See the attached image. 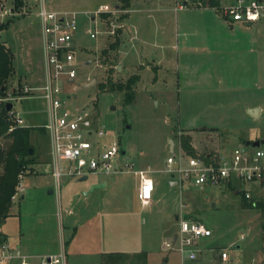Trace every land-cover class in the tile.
Instances as JSON below:
<instances>
[{"label": "rangeland", "instance_id": "rangeland-1", "mask_svg": "<svg viewBox=\"0 0 264 264\" xmlns=\"http://www.w3.org/2000/svg\"><path fill=\"white\" fill-rule=\"evenodd\" d=\"M7 1L13 3L16 12L4 24L1 39L14 52L13 64L18 70L13 67L7 89L0 93V103L12 101L9 109L14 110L13 116L21 115L22 125L31 126L35 162L27 164L22 178L25 198L29 192H34L30 208L35 204L34 199L46 191L45 174L28 172L33 165L50 167L46 161L50 150L49 132L43 125L48 121L47 101L39 88L43 85L41 73L45 67L40 18L36 12L42 3L47 9L78 12L80 26L72 39L77 74L72 80L61 83L65 91L71 92L72 104L92 105L99 114V123L116 130L121 146L126 149L122 162H134L135 167H164L169 153L165 144L167 138L178 139L183 130L189 131L191 128L185 126L191 120L221 126L222 132L216 133L202 128L195 130L194 140L199 152H225L236 145L247 144L244 136L258 130L264 132V115L250 119L245 109L247 103L264 106V44H259L260 54L256 60L255 52L245 56L243 53L248 50L242 51L247 45L246 39L252 41L255 35L261 36L256 26L259 23L243 25L242 30L236 25L232 28L223 12L224 6L232 0H221L220 5L214 7H178L179 3L174 0H131L127 18L120 16L128 13L122 6L110 12V16L98 12L92 17L100 4L109 3L114 8L120 0ZM192 1L189 5L196 4ZM107 19L111 21L109 26ZM87 27L99 30L97 37L91 36ZM117 34L121 44L110 50L109 55L105 54L103 48ZM115 54L118 58L113 66L109 56ZM133 70L140 72V79L132 102H125L122 91L99 89L100 80L120 82ZM26 85L34 90L23 93ZM8 140L7 136L0 135V146ZM248 147L253 148L252 144ZM67 176L76 179L74 175ZM93 176L90 174L87 179ZM118 178L121 179L117 181L116 190L123 186L132 195L130 208L133 210L123 206L124 212L108 214L106 222L110 229L123 225L124 235L120 232L119 246L128 252L137 251L136 255H123L119 264H182L180 251L165 249L164 241L179 228L176 213L184 214L185 210L190 211L191 217L203 219L213 227V234L204 240L227 246L235 261H246L252 253L262 252L264 212L256 206H245L240 190L250 187L254 190L248 200L263 198L264 181L235 177L234 183L228 186L198 185L187 180L177 184L176 190L163 191L152 205H144L140 198L136 200L139 181L134 174L124 171ZM18 199H14L10 209L17 207ZM6 226L18 231V217L8 218ZM236 240L242 242L241 247L234 246ZM144 249L152 253L142 254ZM96 251L93 246L85 247L75 264H97ZM211 252L209 248L203 249L201 264H218L208 257Z\"/></svg>", "mask_w": 264, "mask_h": 264}, {"label": "built area", "instance_id": "built-area-1", "mask_svg": "<svg viewBox=\"0 0 264 264\" xmlns=\"http://www.w3.org/2000/svg\"><path fill=\"white\" fill-rule=\"evenodd\" d=\"M179 1L180 6L187 3L186 0ZM119 9V5L111 8L109 3H102L92 17L95 18L98 12H114ZM15 12L13 3L0 0V38L4 24ZM223 12L227 18L235 21H261L264 20V0H234L224 6ZM37 13L40 18L45 67L43 85L39 88L47 101L48 121L44 127L49 132L51 173L57 180V185L59 177L63 174L85 176L132 170L138 173L140 178L138 194L142 203L150 204L155 188L151 168L135 167L134 162H122L121 158L125 151L116 130L99 123V114L92 105L72 104L71 92L65 91L62 86L63 80H72L77 74L72 39L80 26L78 12L69 9L64 11L47 9L42 3ZM86 30L93 37H97L99 32L90 27ZM30 90L34 88L26 85L22 92ZM14 115L16 124H23V117ZM248 144L236 145L225 152L192 154L186 150L179 135L173 149L167 155L164 169L177 177L180 184L188 180L198 185L205 183L232 185L235 177L246 181L262 180L264 143L252 144L253 148L248 147ZM23 175V171H20L16 191L11 198L23 188ZM241 190H245L248 198L253 195L251 187ZM178 225L176 237L172 236L165 240L164 246L168 249L177 248L183 260L182 264H201L200 253L207 247L218 251L219 264H264V247L261 253H252L248 260L239 262L230 256L227 246L214 242L208 246L204 238L213 234V227L203 219L180 215ZM12 256L20 257V264H29L25 254L18 248L10 247L8 243H0V264H7ZM40 261L42 264H65V251L61 249L55 253L43 254Z\"/></svg>", "mask_w": 264, "mask_h": 264}, {"label": "crops", "instance_id": "crops-1", "mask_svg": "<svg viewBox=\"0 0 264 264\" xmlns=\"http://www.w3.org/2000/svg\"><path fill=\"white\" fill-rule=\"evenodd\" d=\"M174 1L176 3L180 2L179 0ZM193 1L192 2L196 4L189 5L191 0H186L187 3L185 6H213L198 4L197 0ZM179 6L180 5L178 4V7ZM127 9L128 13L125 14L126 18L129 15L130 7H128ZM37 12L36 15L38 16ZM207 13L210 15L212 14L209 11ZM225 21L229 22L233 26L232 28H234V25H236V28H239L240 30L243 29V25L248 26L254 24L256 25L257 23H259L256 26L258 27V33H260L261 36L257 38L258 36L255 35L252 41L251 39H246L247 45L245 47V50H242H248L243 53V55L245 56L248 52H255L256 55H254V58L256 60L259 56L258 54H260L259 44H264V20L261 19V21L257 22H240L232 20L225 16ZM225 21L223 20L224 23H226ZM13 67L18 70V68L15 67L14 64ZM133 71L135 72L138 70ZM41 76L43 82L45 76L44 70L42 71ZM245 109H248V117H251L252 119H259L264 115V106L262 104L247 103ZM250 121L253 122V120ZM185 127L191 128L189 131L193 135V140L194 132L199 128H202L209 133L222 132L220 130L221 126L217 124H198L197 120H191L189 125ZM171 137L169 136L167 138V142L165 143L169 151L171 150ZM173 139L174 142H176L177 139H175L174 137ZM248 139H264V132L262 130H258L250 133L248 136L243 137V141L247 144ZM217 144L218 143H216L215 145ZM195 145L197 147L196 143ZM220 147L221 145H219V151ZM124 151L126 152V149H124ZM206 151H208V153H215L214 150ZM46 161L47 164H50V150L48 151ZM147 167L151 168V175L155 179L153 201L148 204L152 205L156 198H160L163 195V191L168 189L170 190L171 188L175 189V186L180 183L177 182V177H174L169 171L167 172L164 169L165 166L162 168H155L149 165ZM51 171L52 165L50 164V167L46 168H36L35 165H33L31 171L28 172H43L45 174L44 181L46 192H44V195H40L39 197L34 199L33 202H35V204L31 208L29 202L33 200L31 196L34 192H29V196L25 198L26 191H24L25 188L23 187L16 194V196L12 198V202L18 197L20 199H18L17 207L15 209H10L9 214L0 223V243H8L10 247L18 248L22 254H25V259L29 264H42V262L40 261L41 255L55 253L56 251H59L61 249L65 251V264H75V260L78 259L80 255L84 254V252L82 251L85 250V247L88 248L89 246H93L94 249H97L95 253L99 258L97 259V264H104L105 253L109 251H124L125 255H136L137 251L128 252L127 250L119 246L120 232L122 233V235H124L123 225H121L120 227L114 226L113 229H110L108 227V222H106L108 214H112L115 212L118 213L120 211L124 212L123 206H126L128 208L127 210H133L132 208H130L131 205H133L131 202V199H133L132 195L126 192L123 186L120 188V190H116L117 181L121 179L118 178V174L124 173V171H120L116 174H94V176L89 179L87 178L90 176V174L87 175V178H84V176H76V179H72V177L64 175L62 178L61 176L59 177L58 185L57 180H55ZM129 171L132 172L137 181H139V183H137L135 193L137 200V198H140L138 194L140 178L138 173L131 170ZM262 181H264V179H262ZM228 186H230V184ZM26 205H29V208H25ZM186 214H188V216H191L190 211L185 210L184 214L176 213V218L179 219L180 215L185 216ZM10 217H18V231L16 232L15 230H12L11 228H8L6 226L7 220ZM26 217H29V219H26ZM3 225L6 226L5 229L2 228ZM176 232L177 231H175L174 234ZM122 238H124V236H122ZM213 242L215 243V241H207V245H212ZM237 244H240V246H238ZM235 245L241 247L242 242L236 240L234 246ZM164 248L168 249L165 246ZM207 248L212 250L208 257H210V259H215V261L219 264L220 257L218 256V251L211 247ZM245 250L247 251L248 249ZM143 253L147 255L151 254L152 252H150L149 249H144V251H142V254ZM165 258L166 260L169 259L168 257ZM20 259L21 258L18 256H12L8 259L7 264H20ZM181 263H183V260L181 261Z\"/></svg>", "mask_w": 264, "mask_h": 264}, {"label": "trees", "instance_id": "trees-1", "mask_svg": "<svg viewBox=\"0 0 264 264\" xmlns=\"http://www.w3.org/2000/svg\"><path fill=\"white\" fill-rule=\"evenodd\" d=\"M21 2V0H16ZM199 3L209 6H219L220 0H197ZM131 0H120L119 6L124 8L130 7ZM105 16H110V12H103ZM121 18L125 17V13L120 15ZM110 19H107L108 26L110 25ZM7 23V22H6ZM121 37L117 34L114 40L109 41L107 47H104L103 52L109 55V51L119 47L121 44ZM13 57L14 52L5 43V40L0 38V93L5 92L8 86V82L11 79V73L13 72ZM111 64L115 66L117 63L118 54L110 57ZM140 73L138 71L133 72L126 80L120 82H114L100 80L98 84L101 90L110 91H122L125 97V102H132L136 96V85L139 81ZM19 91V90H18ZM98 102H96L97 104ZM11 126V127H10ZM31 126L16 124L15 116L13 112L7 108V102L0 103V135H5L9 138L8 142L3 146H0V223L6 218L10 212V206L12 203V194L16 191V185L19 182V173L23 171L27 164L35 162L33 157L34 148L30 140ZM181 141L184 144L186 150L192 154H207L208 151L199 152L193 140V135L190 131L183 130L181 133ZM31 147L32 151H30ZM243 192V198L245 199V206H256L264 212V197L263 198H249ZM253 196V195H252ZM251 196V197H252ZM262 239L264 242V224L262 230ZM264 247V244H263ZM125 255L124 251H109L105 253L104 264H119L120 258Z\"/></svg>", "mask_w": 264, "mask_h": 264}, {"label": "water", "instance_id": "water-1", "mask_svg": "<svg viewBox=\"0 0 264 264\" xmlns=\"http://www.w3.org/2000/svg\"><path fill=\"white\" fill-rule=\"evenodd\" d=\"M11 106H12V101H7V108L9 109ZM247 142L248 143H252L253 145H259L261 143H264V139H254V140L248 139ZM170 144H171V149H173V147H174V139H173V137L170 138ZM29 149H30V151H32L31 147H29ZM84 178H87V175H85ZM186 216H188V214H186L185 217ZM176 235H177V232L174 234V238L176 237ZM238 246H240V244Z\"/></svg>", "mask_w": 264, "mask_h": 264}]
</instances>
